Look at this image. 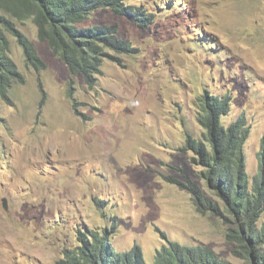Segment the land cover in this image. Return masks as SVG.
<instances>
[{
    "label": "rangeland",
    "instance_id": "rangeland-1",
    "mask_svg": "<svg viewBox=\"0 0 264 264\" xmlns=\"http://www.w3.org/2000/svg\"><path fill=\"white\" fill-rule=\"evenodd\" d=\"M131 3L152 14L147 26L109 9L80 23L116 24L129 47L110 51L92 88L71 77L32 18L13 19L39 62L9 34L20 77L7 98L0 95V264H57L87 229H107L117 251L140 245L147 264L166 239L247 264L233 254L224 220L197 212L180 182L208 192L185 148L188 134L202 138L198 97L205 91L230 96L223 123L244 120L247 171L258 172L264 0Z\"/></svg>",
    "mask_w": 264,
    "mask_h": 264
},
{
    "label": "trees",
    "instance_id": "trees-1",
    "mask_svg": "<svg viewBox=\"0 0 264 264\" xmlns=\"http://www.w3.org/2000/svg\"><path fill=\"white\" fill-rule=\"evenodd\" d=\"M100 9L128 16L142 27L151 21L152 14L146 12L144 4L137 7L131 0H0V95L7 98L9 88L20 77L11 57L9 34L19 39L33 64L39 62L34 46L16 27L14 18H32L39 39L62 58L71 77H82L88 87H94L104 59L112 57L110 51L129 50L119 38L116 24L80 25ZM230 104V96L221 97L208 91L198 97V121L204 131L202 138L188 134L185 148L193 152L195 163L202 168L200 177L208 192L196 182H180V185L190 192L197 212L224 220L228 226L226 237L233 244L235 256L247 264H264V138L259 169L251 177L245 150L251 135L244 120L241 118L228 126L223 123ZM75 112L80 115L76 107ZM57 264L147 262L140 245L117 251L107 229H87L80 231L78 245L64 249ZM154 264L231 263L207 246L166 239L156 250Z\"/></svg>",
    "mask_w": 264,
    "mask_h": 264
},
{
    "label": "water",
    "instance_id": "water-1",
    "mask_svg": "<svg viewBox=\"0 0 264 264\" xmlns=\"http://www.w3.org/2000/svg\"><path fill=\"white\" fill-rule=\"evenodd\" d=\"M3 200H4V207L7 208V199L4 198Z\"/></svg>",
    "mask_w": 264,
    "mask_h": 264
}]
</instances>
